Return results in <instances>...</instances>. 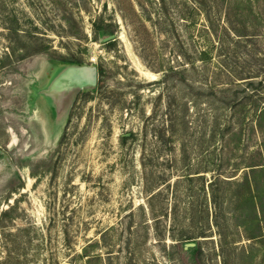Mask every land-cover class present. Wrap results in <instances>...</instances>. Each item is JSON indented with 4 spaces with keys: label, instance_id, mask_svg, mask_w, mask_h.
<instances>
[{
    "label": "rangeland",
    "instance_id": "rangeland-1",
    "mask_svg": "<svg viewBox=\"0 0 264 264\" xmlns=\"http://www.w3.org/2000/svg\"><path fill=\"white\" fill-rule=\"evenodd\" d=\"M0 264H264V0H0Z\"/></svg>",
    "mask_w": 264,
    "mask_h": 264
},
{
    "label": "water",
    "instance_id": "water-1",
    "mask_svg": "<svg viewBox=\"0 0 264 264\" xmlns=\"http://www.w3.org/2000/svg\"><path fill=\"white\" fill-rule=\"evenodd\" d=\"M113 37L114 35L111 33L101 39L106 41ZM97 74V66L94 63L57 62L53 65L46 80L41 85L33 87L32 95L35 101L44 108L51 133L59 130L67 115L70 104L63 115L59 113V106L63 97L70 94L73 99L77 90L94 87Z\"/></svg>",
    "mask_w": 264,
    "mask_h": 264
},
{
    "label": "trees",
    "instance_id": "trees-1",
    "mask_svg": "<svg viewBox=\"0 0 264 264\" xmlns=\"http://www.w3.org/2000/svg\"><path fill=\"white\" fill-rule=\"evenodd\" d=\"M231 33H234V32H232L231 30H229ZM235 34V33H234ZM203 53H205V52H203ZM233 70L231 69H228V73H226L225 75H226V77H227V79L229 80V81H221V83L223 84L224 82V84H228L226 87H224V86H222L221 87V90L222 91H227V90H231L232 91V88H233V86H231L233 83H234V81H235V79H237V76L234 74V72H232ZM220 72L218 71L217 72V75H219L220 76ZM247 77H249V76H247ZM238 78H241V77H238ZM216 79V78H215ZM214 82L210 85V87L211 88H213V87H215L216 86V80H213ZM232 92H234L235 93V88H233V91ZM209 94H213V92H209ZM212 103V102H211Z\"/></svg>",
    "mask_w": 264,
    "mask_h": 264
}]
</instances>
